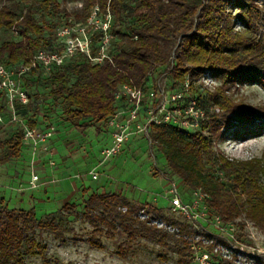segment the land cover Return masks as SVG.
<instances>
[{
  "label": "trees",
  "instance_id": "trees-1",
  "mask_svg": "<svg viewBox=\"0 0 264 264\" xmlns=\"http://www.w3.org/2000/svg\"><path fill=\"white\" fill-rule=\"evenodd\" d=\"M73 1L77 4L67 9L65 0H0V61L6 67L28 62L39 49L55 47L56 27L68 21L85 22L95 5L100 15L107 8L111 14V61L93 63L86 55L77 53L48 71L40 66L31 68L21 76L28 101L15 102V114L29 126L39 122L44 127H57L54 121H46L44 112L54 109L51 104L60 97L61 114L71 125L106 126L117 107V84L153 83L165 74L167 87L173 89L182 87L188 76L191 95L202 107H219L222 118L209 114L210 139L199 131L187 132L170 124L150 125L152 145L164 157L168 171L180 178L184 186L201 188L209 195L210 209L224 221L243 214L264 230V185L260 182L264 165L257 159L230 160L213 145V141L222 139L224 132L234 127L227 117L231 113H236L237 124L244 128V133L235 131L236 138H249L264 131V114L226 94L228 86L237 83L254 82L264 87V46L253 35L260 18L255 0ZM46 9L48 17L43 13L37 15ZM101 36L100 31L92 34L93 55ZM204 71L219 81L214 91L196 85ZM3 99L0 93V111L7 122L9 115ZM22 145L20 129L4 142L0 164L18 157ZM139 210L148 217L172 223L180 234L140 219ZM73 211V204H65L56 215L38 219L33 208L0 205V264H26L28 257H39L43 264H51L41 234L58 238L68 232L66 213ZM81 216L99 234L104 230L118 231L127 242L143 239L176 254L179 264H188L191 257L182 235L190 232L186 225L171 221L154 205H133L120 192L90 193Z\"/></svg>",
  "mask_w": 264,
  "mask_h": 264
},
{
  "label": "rangeland",
  "instance_id": "rangeland-1",
  "mask_svg": "<svg viewBox=\"0 0 264 264\" xmlns=\"http://www.w3.org/2000/svg\"><path fill=\"white\" fill-rule=\"evenodd\" d=\"M255 2L260 10V18L253 35L264 46V0ZM76 4L73 0L64 2L67 9ZM48 12V9L41 10L37 15L43 13L48 17ZM196 85L214 91L219 81L204 71L196 80ZM226 94L233 101L264 114V87L260 84L237 83L228 86ZM44 105L47 106L46 103ZM51 106L54 109L44 113L46 121L52 120L57 125L56 137L51 141L52 155L43 153L42 148L33 150L30 145H22L18 157L0 164V179L11 177L17 181V184L11 182L17 186V192L26 193V199L19 203L13 196L9 203L11 207L33 208L35 216L41 219L56 215L65 204H73L74 211L65 212L70 228L68 232L58 238L48 233L41 234V240L46 244L47 254L52 260L51 264H179L176 254L143 239L127 242L118 231L105 233L104 230L99 234L81 216L84 201L90 193L120 192L133 205H154L161 208L171 221H178L189 227L184 217L173 215L167 209L168 202L164 199L167 180L159 170L166 176L171 173L166 168L162 154L155 150L152 143L150 151L148 140L139 134L131 137L120 153L104 160L100 153L110 142L108 128L99 123H93L88 128L71 125L61 114L63 103L60 97H56ZM217 108L221 119V109ZM227 117L234 127L226 130L222 139L213 141L214 147L230 160L257 159L264 165V131L255 132L249 138H236L235 133H244V128L237 124L236 113L228 114ZM21 120L24 121L22 117ZM20 129L19 125L0 124V157L5 153L4 142ZM31 171L39 176L34 186L29 182ZM92 172H97V180L91 179ZM260 182L264 185V175L260 176ZM3 186L0 182L2 196L7 198L12 197L10 193L15 194ZM232 221L237 224L240 237L251 248L249 251L258 255L257 260L264 264V230L243 214ZM188 261L191 264L190 258ZM26 264L43 262L39 257H28Z\"/></svg>",
  "mask_w": 264,
  "mask_h": 264
},
{
  "label": "built area",
  "instance_id": "built-area-1",
  "mask_svg": "<svg viewBox=\"0 0 264 264\" xmlns=\"http://www.w3.org/2000/svg\"><path fill=\"white\" fill-rule=\"evenodd\" d=\"M110 23L109 9L100 15L99 8L95 5L85 22L68 21L56 27L55 47L39 49L28 62L15 67H6L0 61V93L4 95L3 104L9 115L5 122L0 111V124L19 125L23 146L30 145L33 150L42 148L43 153L52 155L51 141L56 127H44L39 122L29 126L15 114L14 103L25 104L28 101L27 91L21 85V76L36 66L48 71L53 66L62 65L77 53L86 55L93 63H101L104 59L111 61ZM96 31H100L102 36L93 55L91 38ZM164 76L165 74L160 75L153 83L136 85L129 81L117 84L114 92L117 107L106 123L110 142L101 150L102 159L107 160L120 153L130 138L139 134L148 140L152 151L149 127L153 124H170L187 132L199 131L204 138H211L209 114H219V109L213 105L207 109L198 103L189 91L188 76L182 87L173 89L167 87ZM159 172L167 180L164 199L168 202V211L184 217L188 222L190 232L182 235L188 242L191 264H260L257 260L259 256L249 251L251 248L240 237L237 224L234 221H224L210 209L209 195L206 192L201 188H187L177 176H166L164 172ZM90 177L92 180L99 178L97 172H92ZM38 178V174L31 171L30 184L34 186ZM137 215L142 220H148L150 224L180 234L177 226L161 218L148 217L143 210Z\"/></svg>",
  "mask_w": 264,
  "mask_h": 264
},
{
  "label": "crops",
  "instance_id": "crops-1",
  "mask_svg": "<svg viewBox=\"0 0 264 264\" xmlns=\"http://www.w3.org/2000/svg\"><path fill=\"white\" fill-rule=\"evenodd\" d=\"M56 135H54V138L55 139ZM14 181V183L17 184V181L13 180L11 177H7L6 179L4 180H1L0 179V182L1 184L3 183L4 186L3 188H8L9 191H13L15 192V194L13 195V193H10L12 197L8 196L7 198L5 196H2V192H0V205H3V206H6L8 208H20V209H25V208H21L19 206H13L11 207L9 205L10 201L13 199V196L15 197V199L17 200V202H23L24 199H26V193L25 194H21L19 192H17V189H16V185H12L11 182ZM27 201V200H26ZM18 205V204H17ZM20 205V204H19ZM30 209V208H29Z\"/></svg>",
  "mask_w": 264,
  "mask_h": 264
}]
</instances>
